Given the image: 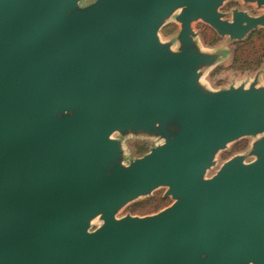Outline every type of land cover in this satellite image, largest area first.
<instances>
[{
	"label": "water",
	"instance_id": "obj_1",
	"mask_svg": "<svg viewBox=\"0 0 264 264\" xmlns=\"http://www.w3.org/2000/svg\"><path fill=\"white\" fill-rule=\"evenodd\" d=\"M80 1L0 0V264H264V88L203 93L189 47L198 18L234 36L256 19H223L221 0ZM179 8L172 52L157 31ZM115 131L164 141L123 166ZM247 135L252 162L202 178ZM158 184L171 205L116 218Z\"/></svg>",
	"mask_w": 264,
	"mask_h": 264
},
{
	"label": "rangeland",
	"instance_id": "obj_2",
	"mask_svg": "<svg viewBox=\"0 0 264 264\" xmlns=\"http://www.w3.org/2000/svg\"><path fill=\"white\" fill-rule=\"evenodd\" d=\"M95 0H81L78 7H85ZM218 11L223 19L233 20L235 13L256 19V24L241 35L220 33L209 23L198 18L191 23L192 43L189 47L208 57L196 70L197 87L206 94L229 90H246L250 87L264 88V3L259 0H221ZM181 8L163 18L157 31L160 44L167 45L172 52H179L181 23L177 19ZM121 144L119 163L123 166L148 153L163 143L158 133L119 132L111 135ZM261 136L247 135L236 138L224 147L213 150L212 164L207 167L202 178L214 176L219 169L236 157L250 163L256 155L253 146ZM168 186L158 184L151 190L141 193L115 210L116 218L125 216H145L154 214L174 201L167 194ZM103 224L100 216L94 215L88 222V231H94Z\"/></svg>",
	"mask_w": 264,
	"mask_h": 264
}]
</instances>
